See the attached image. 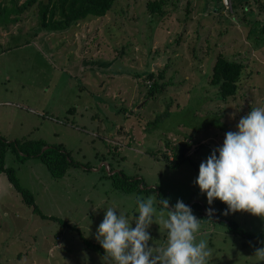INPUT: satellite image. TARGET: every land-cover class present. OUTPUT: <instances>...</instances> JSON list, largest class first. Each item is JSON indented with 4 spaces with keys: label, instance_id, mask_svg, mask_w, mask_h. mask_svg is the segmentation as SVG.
Masks as SVG:
<instances>
[{
    "label": "rangeland",
    "instance_id": "obj_1",
    "mask_svg": "<svg viewBox=\"0 0 264 264\" xmlns=\"http://www.w3.org/2000/svg\"><path fill=\"white\" fill-rule=\"evenodd\" d=\"M14 4L0 1V135L60 145L71 162L54 176L37 155L4 149L3 165L46 216L0 171V264H103L85 242H97L107 208L131 221L137 198L149 196L157 219L162 199L169 210L177 200L192 209L196 241L213 250L209 264H264L254 256L264 219L224 215L227 205L209 206L194 183L226 132L264 106V0H161L159 13L146 0H114L66 27L40 24L35 3ZM218 52L242 64L226 98L209 83ZM181 141L188 147L173 161ZM148 231L150 246L166 245L158 224Z\"/></svg>",
    "mask_w": 264,
    "mask_h": 264
},
{
    "label": "clouds",
    "instance_id": "obj_2",
    "mask_svg": "<svg viewBox=\"0 0 264 264\" xmlns=\"http://www.w3.org/2000/svg\"><path fill=\"white\" fill-rule=\"evenodd\" d=\"M236 128L226 132L223 145L200 163L194 183L206 194L209 206L216 199L227 205L224 215L247 212L264 219V106L251 109ZM156 203L152 196L138 197L139 215L131 221L107 208L95 236L104 250L103 264H209L213 250L206 239L196 241L201 220L192 209L177 200L169 210V199H162L157 219ZM206 212L210 219L214 209ZM153 223L166 231L165 246L149 245ZM254 256L264 262V247L256 248Z\"/></svg>",
    "mask_w": 264,
    "mask_h": 264
},
{
    "label": "trees",
    "instance_id": "obj_3",
    "mask_svg": "<svg viewBox=\"0 0 264 264\" xmlns=\"http://www.w3.org/2000/svg\"><path fill=\"white\" fill-rule=\"evenodd\" d=\"M0 1L10 2L11 0ZM12 1H14V7H16L18 11L35 3L40 24L53 21L66 27L71 22L83 18L86 15L104 14L110 8L114 0H23L20 3H17L16 0ZM160 5L161 0H146V7L151 12H161ZM5 6L6 4L4 3L3 7ZM261 31L264 33V20L262 21ZM241 68L242 64L239 61L228 59L220 52L216 53L209 73V83L216 86L220 97L226 98L235 92ZM161 73L162 71L159 70L157 73L158 76H160ZM147 77H152V71H149ZM155 86V82L150 84V87H148L149 92H152V89ZM179 143H184L185 146L181 156L176 157L175 150L178 144L175 145L171 159L173 161L180 160L184 155V150L188 147V144L185 141ZM45 144L46 143L40 138L35 140H27L23 138L6 141L5 138L0 135V171L7 174V178L12 185L20 191L24 202L28 204L32 203V209L41 216L46 215L40 212L33 204L31 193L27 189L19 186L12 167L3 165V152L4 149L9 146V148L15 152L20 159L27 155H37L44 162L51 175H61L64 172L66 165L71 162L67 159V151H64L60 145H48L41 149ZM49 217L56 219L53 215H49ZM62 223L67 224L66 221H62ZM85 243L88 247L104 254V250L99 243L94 241H86Z\"/></svg>",
    "mask_w": 264,
    "mask_h": 264
},
{
    "label": "water",
    "instance_id": "obj_4",
    "mask_svg": "<svg viewBox=\"0 0 264 264\" xmlns=\"http://www.w3.org/2000/svg\"><path fill=\"white\" fill-rule=\"evenodd\" d=\"M184 143H181V144H179L178 146H177V148H176V150H175V156L176 157H180L181 156V154H182V150H183V148H184ZM46 147V145H44L43 147H41V149H43V148H45Z\"/></svg>",
    "mask_w": 264,
    "mask_h": 264
},
{
    "label": "crops",
    "instance_id": "obj_5",
    "mask_svg": "<svg viewBox=\"0 0 264 264\" xmlns=\"http://www.w3.org/2000/svg\"><path fill=\"white\" fill-rule=\"evenodd\" d=\"M76 23H77V21H75L74 24L76 25ZM82 78H84V77H82ZM84 80H86V78H84ZM85 82H86V81H85ZM114 94H117V92H114ZM115 126H116V124H115ZM120 127H122V126H119V128H120ZM115 128H116V129H115L116 131L119 130V129H117V127H115ZM113 133H115V131H114ZM113 133L111 134V136H113ZM115 134H116V133H115ZM115 137H116V136H115ZM206 209H208V208H206ZM206 209H204V213H207V212H206Z\"/></svg>",
    "mask_w": 264,
    "mask_h": 264
},
{
    "label": "built area",
    "instance_id": "obj_6",
    "mask_svg": "<svg viewBox=\"0 0 264 264\" xmlns=\"http://www.w3.org/2000/svg\"><path fill=\"white\" fill-rule=\"evenodd\" d=\"M221 1V3L223 4V5H226L227 3H229V0H220Z\"/></svg>",
    "mask_w": 264,
    "mask_h": 264
},
{
    "label": "flooded vegetation",
    "instance_id": "obj_7",
    "mask_svg": "<svg viewBox=\"0 0 264 264\" xmlns=\"http://www.w3.org/2000/svg\"><path fill=\"white\" fill-rule=\"evenodd\" d=\"M179 144H181V143H178V145H179ZM178 145H177V146H178Z\"/></svg>",
    "mask_w": 264,
    "mask_h": 264
}]
</instances>
